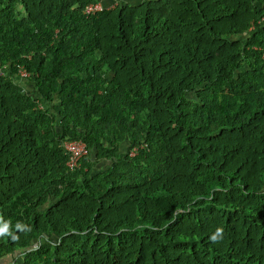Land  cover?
Instances as JSON below:
<instances>
[{
    "label": "trees",
    "instance_id": "trees-1",
    "mask_svg": "<svg viewBox=\"0 0 264 264\" xmlns=\"http://www.w3.org/2000/svg\"><path fill=\"white\" fill-rule=\"evenodd\" d=\"M89 1L0 0V264H264V0Z\"/></svg>",
    "mask_w": 264,
    "mask_h": 264
},
{
    "label": "built area",
    "instance_id": "built-area-1",
    "mask_svg": "<svg viewBox=\"0 0 264 264\" xmlns=\"http://www.w3.org/2000/svg\"><path fill=\"white\" fill-rule=\"evenodd\" d=\"M111 1L113 2V0H111ZM108 6L106 4H103L102 0H91L83 6L81 12L84 16H88V15H91L95 12H99L104 8H109ZM262 20H263V18H262ZM251 26L252 25L249 26V29L251 28ZM263 55H264V53H263ZM16 74L19 78L20 77L25 78V76L27 75L26 71L24 70V68L21 65H17ZM60 146H61L63 152H65V154H66L65 166L68 169H73L77 165L78 159L86 153L85 145L81 140L63 139L60 142ZM134 149L135 148L132 147L130 150H128V154H133Z\"/></svg>",
    "mask_w": 264,
    "mask_h": 264
},
{
    "label": "rangeland",
    "instance_id": "rangeland-1",
    "mask_svg": "<svg viewBox=\"0 0 264 264\" xmlns=\"http://www.w3.org/2000/svg\"><path fill=\"white\" fill-rule=\"evenodd\" d=\"M102 1H103V0H102ZM125 1H128V2L130 1L131 3H133V2H138V1H140V0H125ZM113 2H114V3H113ZM113 2H112V1L106 2V5L108 6V5L110 4L108 7H110L111 5L114 6V4L118 3L119 0H113ZM15 7H16V9L19 11L20 15H22V13H21V11H20V7H19V5H16ZM257 21H259V22L261 23V22H262V18H259ZM248 30H249V28H248ZM248 30L245 31V33H243L242 36H240L241 39H242L243 37H245L246 35H248V33L250 32V31H248ZM0 73H2V74H6L5 71H4V69H2V70L0 71ZM13 78H14V81L20 85L22 92H29V91H30V83L27 82V81L25 80L24 77H20V78H19V77L17 76V74H16V75L13 76ZM38 106H39V107H42V106H46V107H48L49 104L46 103V102H43V103H40V105L38 104ZM125 145H126V142H124L123 144L120 143L119 146H118V152L123 151L124 148H125ZM89 150H90V152H89V157L92 158V157H93V155H92V154H93V150H92V149H89ZM99 162H101V161H99ZM103 167H104L103 164H96V166H94V170L98 171V170H101ZM47 204H48V203H47ZM45 206H46V204H45L44 206H41V208H38L37 210H38V211H41L42 209L45 208ZM2 229H3V228H2V226H1V224H0V234H1V232H2ZM19 258H20V257H19Z\"/></svg>",
    "mask_w": 264,
    "mask_h": 264
},
{
    "label": "clouds",
    "instance_id": "clouds-1",
    "mask_svg": "<svg viewBox=\"0 0 264 264\" xmlns=\"http://www.w3.org/2000/svg\"><path fill=\"white\" fill-rule=\"evenodd\" d=\"M3 69V68H2ZM2 69H0V71L2 70ZM222 232V229H217L216 230V234H214L212 237H211V239H213V240H216L217 239V237L219 236V234Z\"/></svg>",
    "mask_w": 264,
    "mask_h": 264
},
{
    "label": "crops",
    "instance_id": "crops-1",
    "mask_svg": "<svg viewBox=\"0 0 264 264\" xmlns=\"http://www.w3.org/2000/svg\"><path fill=\"white\" fill-rule=\"evenodd\" d=\"M8 258L7 257H3V260L5 261V260H7Z\"/></svg>",
    "mask_w": 264,
    "mask_h": 264
},
{
    "label": "bare ground",
    "instance_id": "bare-ground-1",
    "mask_svg": "<svg viewBox=\"0 0 264 264\" xmlns=\"http://www.w3.org/2000/svg\"><path fill=\"white\" fill-rule=\"evenodd\" d=\"M252 27V26H251Z\"/></svg>",
    "mask_w": 264,
    "mask_h": 264
}]
</instances>
